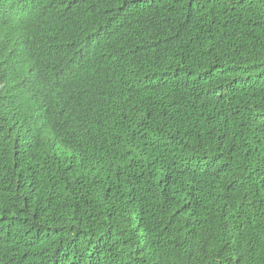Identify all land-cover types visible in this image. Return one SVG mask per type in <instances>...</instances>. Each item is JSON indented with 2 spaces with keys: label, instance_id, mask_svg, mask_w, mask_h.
Returning a JSON list of instances; mask_svg holds the SVG:
<instances>
[{
  "label": "trees",
  "instance_id": "1",
  "mask_svg": "<svg viewBox=\"0 0 264 264\" xmlns=\"http://www.w3.org/2000/svg\"><path fill=\"white\" fill-rule=\"evenodd\" d=\"M25 1L0 0V264H264V0Z\"/></svg>",
  "mask_w": 264,
  "mask_h": 264
},
{
  "label": "clouds",
  "instance_id": "2",
  "mask_svg": "<svg viewBox=\"0 0 264 264\" xmlns=\"http://www.w3.org/2000/svg\"><path fill=\"white\" fill-rule=\"evenodd\" d=\"M12 15H13V11L8 10L6 13L7 19L11 20ZM23 16L25 17V21L28 19V21H29L28 24H30V25L36 24L38 17H37L35 10L29 4L28 0L25 1V4L23 6ZM49 38H50V40H49V42H47V52L52 57L51 58L52 59L51 60L52 65H55V64H57V62L61 58L60 53H61L63 47L67 46L66 44L68 43L69 39L61 38V37L52 38L51 36ZM57 85L58 84H56V86ZM45 101H46V99H43V100L39 101L40 102L39 104L45 103Z\"/></svg>",
  "mask_w": 264,
  "mask_h": 264
}]
</instances>
